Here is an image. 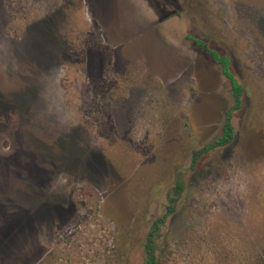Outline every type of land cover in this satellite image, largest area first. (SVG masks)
<instances>
[{"label":"rangeland","instance_id":"1","mask_svg":"<svg viewBox=\"0 0 264 264\" xmlns=\"http://www.w3.org/2000/svg\"><path fill=\"white\" fill-rule=\"evenodd\" d=\"M203 1L244 92L234 140L194 162L234 98L186 12L0 0V264H144L179 178L160 264H264V0Z\"/></svg>","mask_w":264,"mask_h":264},{"label":"trees","instance_id":"2","mask_svg":"<svg viewBox=\"0 0 264 264\" xmlns=\"http://www.w3.org/2000/svg\"><path fill=\"white\" fill-rule=\"evenodd\" d=\"M214 55L222 64L224 74L231 80V89L234 97V105L231 109L226 112L222 134L213 142L204 145L201 149L195 150L193 153L194 162H196L202 154L215 148L227 146L234 140L235 129L232 123L233 111L240 109L242 104L244 86L238 81V79L230 69L231 58L228 56H219L218 53H214ZM184 188L185 181L182 178H179L176 182L174 189L168 193L167 212L164 215L155 218L151 223L149 231L147 232L144 240V264H160L158 254V240L161 237V230L163 229L166 223L168 215L176 212L177 205L183 194Z\"/></svg>","mask_w":264,"mask_h":264},{"label":"flooded vegetation","instance_id":"3","mask_svg":"<svg viewBox=\"0 0 264 264\" xmlns=\"http://www.w3.org/2000/svg\"><path fill=\"white\" fill-rule=\"evenodd\" d=\"M203 2V0H187V2L182 3L179 0H154V6L157 10L156 15H161L159 17L160 22L186 12L189 19V29L185 36V46L189 51L196 53V59L200 60L198 68H204L205 66V68L211 69V66H220L224 74L223 66L218 61V58L215 57L214 53H218L219 56H228L230 58L231 56L223 53L219 48L211 46L210 37L212 33H209L210 28L207 27L212 24L209 23L208 17L202 20L206 9L205 3ZM198 18H200L202 23L198 21ZM208 56L210 58H208Z\"/></svg>","mask_w":264,"mask_h":264}]
</instances>
